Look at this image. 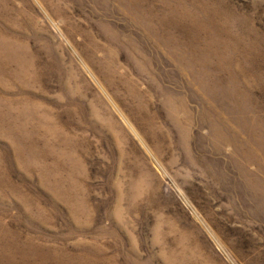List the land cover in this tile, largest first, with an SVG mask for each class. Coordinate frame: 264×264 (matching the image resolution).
Masks as SVG:
<instances>
[{"label":"rangeland","instance_id":"obj_1","mask_svg":"<svg viewBox=\"0 0 264 264\" xmlns=\"http://www.w3.org/2000/svg\"><path fill=\"white\" fill-rule=\"evenodd\" d=\"M0 264H264V0H0Z\"/></svg>","mask_w":264,"mask_h":264}]
</instances>
